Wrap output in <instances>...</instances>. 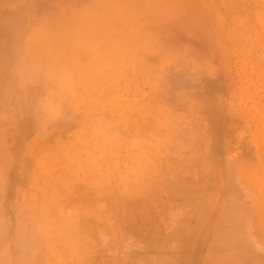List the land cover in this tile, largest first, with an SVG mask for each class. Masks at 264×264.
Segmentation results:
<instances>
[{
  "label": "rangeland",
  "instance_id": "rangeland-1",
  "mask_svg": "<svg viewBox=\"0 0 264 264\" xmlns=\"http://www.w3.org/2000/svg\"><path fill=\"white\" fill-rule=\"evenodd\" d=\"M0 264H264V0H0Z\"/></svg>",
  "mask_w": 264,
  "mask_h": 264
}]
</instances>
